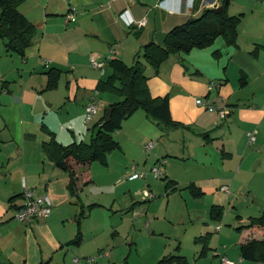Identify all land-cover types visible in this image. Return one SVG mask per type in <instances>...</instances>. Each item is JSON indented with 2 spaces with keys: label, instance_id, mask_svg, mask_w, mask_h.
<instances>
[{
  "label": "crops",
  "instance_id": "obj_1",
  "mask_svg": "<svg viewBox=\"0 0 264 264\" xmlns=\"http://www.w3.org/2000/svg\"><path fill=\"white\" fill-rule=\"evenodd\" d=\"M216 4L220 0H194L193 4L192 0H26L21 5L22 12L36 27L34 43L25 56L8 53L5 45L0 49V256L4 261L62 264L61 259L70 253L73 264L76 257L82 264H98L95 258L92 263L86 259L105 249H111L113 254L108 262L116 259L119 254L116 239L121 231L109 222L112 218L104 219L102 229L97 227L102 222L93 228L88 223L93 221V208L100 205L85 197V189L94 182L93 163L82 169L88 170L92 182L73 195L68 187V173L50 160L43 146L51 140L50 132L63 144L88 141L79 127L85 120L87 102L92 96L95 101L100 96L96 123L101 108L105 110L119 99L96 90L99 81L111 73L110 59L120 58L132 64L146 43L162 44L173 27ZM228 10L230 14L241 15L236 45H228L220 36L210 47L169 57L171 63L164 62L157 73L146 71L151 94L169 95L172 117L181 124L165 126L145 110L137 109L114 135L122 156L141 161L150 153L163 168L168 163L169 170L185 169L186 160H195L196 149L202 148L207 151L199 166L204 169L201 173L206 174L213 168L205 162L211 148L232 161L243 152L236 177L253 154L247 155L252 146L247 132L255 131V142L264 146V0H233ZM70 13H74L75 19L66 21ZM144 19L145 26L128 24ZM92 59L102 62L103 67L92 66ZM53 67L62 74L57 87L49 89L46 72ZM212 82L219 87L209 91ZM217 95L230 107L231 112L225 118L197 103L198 98L215 100ZM86 124L90 131L92 123ZM151 141L154 146L147 151L146 145ZM108 165L109 161L105 166ZM162 172L160 179L165 180V188L177 190L178 178L174 174V179L170 178L163 169ZM147 175L136 180L122 178L119 184L146 181ZM23 181L38 194L51 197L53 207L49 217L28 224L15 219L17 208L23 204ZM188 181L187 189L193 184L201 190L202 195L196 197L211 195L210 210L213 206L223 208L222 220L231 192L229 182L209 174ZM223 186H228L230 192L222 191ZM137 203L140 201L131 205L132 214L139 208ZM113 209L114 202L108 210ZM263 212L249 214L246 220L237 215L235 229ZM148 226L152 227L151 223ZM217 226L219 239L214 248L210 243L212 235H208L206 245L197 240L205 235L195 237L199 245L195 261L182 252L179 243L173 253H158L161 258L155 264L173 255L185 257L187 264H222L221 255L235 264H264L244 260L240 254V244L263 238L260 232L236 229L239 234L234 239L222 235L223 225L220 230ZM78 235L81 240L74 244ZM133 243L129 255L139 254ZM168 264L181 263L173 260Z\"/></svg>",
  "mask_w": 264,
  "mask_h": 264
},
{
  "label": "rangeland",
  "instance_id": "obj_2",
  "mask_svg": "<svg viewBox=\"0 0 264 264\" xmlns=\"http://www.w3.org/2000/svg\"><path fill=\"white\" fill-rule=\"evenodd\" d=\"M4 45V41L0 40V49ZM172 56H175V54L170 57ZM168 61L171 63L172 59H167L165 62ZM146 66L147 73L150 70L155 72L153 66L148 63H146ZM96 103L100 110V96L96 97ZM103 110L101 108V116ZM130 117L125 118L122 124L125 125ZM94 122H92L90 128L94 125ZM79 127L80 132L86 136V140H90L91 130L87 129L88 125L84 119ZM197 151L198 156L195 160H186L188 165L185 169L177 167L174 170H169L168 163L163 168V165L155 163L156 159L152 154H145V151L143 160L133 161L122 156L118 148L108 154V166L98 161L93 162L94 182L85 189V197L89 202H97L100 205L93 208V221H88V223H91L93 228L96 224L102 222L97 226L102 229L104 219L109 220V218H112L109 222H113V225L121 231L116 239L119 243L117 245L119 254L113 260L116 262L115 264H155L161 258L158 253H173L179 243L182 246V252L195 261L193 257L197 256L196 247L198 245L194 241L195 237L212 235L210 243L214 248L219 239L218 232L215 230L217 225H223L222 235L228 234L236 239L239 234L235 229L238 224L237 215H243L244 220H246L245 218L249 214L259 215L264 211V146L261 147L256 142L249 146L247 155L250 152H253V154L247 162L245 161L243 167H240L241 174L236 177L238 163L241 162L243 152L235 156V161H232L223 158L221 152L217 153V150L211 148L205 162L211 164L213 168L205 174L201 173L204 169L200 168L199 164H201V156L206 154L207 150L200 148L199 150L196 149ZM154 166L162 168L172 179H174L172 175L174 174L178 178L176 180L179 188L174 191L167 190L165 180L156 179L150 173ZM131 167H135L139 172L149 173L147 180L129 183V185L119 184L122 178L128 176L127 171L129 172ZM208 174L224 178L231 187L224 217L218 222L211 216L210 207L213 204L211 195L196 197L186 188V185L189 184V181L186 183L187 180ZM146 189L155 195V198L150 202L143 201L146 199L143 198L142 193ZM135 201H140V203H137L139 208L136 210L137 213L132 214L130 209ZM112 202H114V209L113 212H109L108 209ZM120 209L122 210L119 211ZM148 223H151L152 227H149ZM132 242H134L135 247L139 248V254L133 252L129 255V246ZM103 251L89 257L95 258L98 264H113V261L108 262V260H112L111 249ZM107 252L109 256L106 255ZM114 255L116 254L114 253ZM65 257L61 259L62 264H73V257L70 253Z\"/></svg>",
  "mask_w": 264,
  "mask_h": 264
},
{
  "label": "trees",
  "instance_id": "obj_3",
  "mask_svg": "<svg viewBox=\"0 0 264 264\" xmlns=\"http://www.w3.org/2000/svg\"><path fill=\"white\" fill-rule=\"evenodd\" d=\"M26 0H0V40L4 41L8 53H17L25 56L27 49L34 43L36 27L20 9ZM233 0H220V12L213 8H204L197 17L189 18L185 23L173 27L166 35L162 44L150 41L136 54L132 64L120 58L109 60L111 73L107 78L99 81L96 90L101 93H111L119 99L109 104L100 119L90 128L91 138L88 141H74L70 144L59 142L54 133L50 132L51 140L44 144V151L55 165L68 173V187L73 195H78L84 186L90 184L92 179L88 176V168L98 161L108 164V153L119 147L114 133L122 128V121L130 117L137 109H143L158 123L165 126L181 124L173 119L170 109V96H156L151 94L148 84L149 76L146 73V63L153 66L157 73L172 54L190 52L192 49L210 47L218 37H223L228 45H236L239 37V24L241 15L229 13V6ZM216 56L219 53H214ZM142 58V59H141ZM47 88L57 87L62 71L50 68L47 72ZM112 109L109 121L107 112ZM207 133H205L206 135ZM81 170V171H80ZM190 192L194 196L202 195L199 188L190 185ZM11 197L10 200L15 199ZM146 199L145 201H151ZM83 213V212H82ZM223 208L213 206L211 216L221 220ZM238 231L251 229L258 231L263 238H252L240 244V254L244 260L264 262V212L257 217H251L236 228ZM208 234L198 237L197 240L207 244ZM77 236L73 243L80 242ZM177 260L187 264L185 257L168 256L157 264H168ZM0 264H13L6 262L0 256Z\"/></svg>",
  "mask_w": 264,
  "mask_h": 264
},
{
  "label": "built area",
  "instance_id": "obj_4",
  "mask_svg": "<svg viewBox=\"0 0 264 264\" xmlns=\"http://www.w3.org/2000/svg\"><path fill=\"white\" fill-rule=\"evenodd\" d=\"M194 0H192L193 4ZM74 20L75 15L74 13H70L66 16V21ZM129 25L136 24L138 26H145L146 20H140V21H130L128 22ZM91 64L94 67H103V63L99 62L95 59L91 60ZM218 88L219 84L212 82L208 86V90L210 91L213 88ZM197 103L199 105L205 106L207 110L215 111L218 113V115L221 118H225L227 115L230 114L231 110L228 104H226L222 97L220 95H217L215 100H206L205 98H198ZM99 112L98 105L95 101V97L92 96L90 100L85 105V122L86 123H92L95 121L97 115ZM256 132L255 131H249L247 132L248 137V143L253 144L256 141ZM154 146V142L151 141L146 145V150L150 151ZM154 178L160 179L163 176V172L160 168L154 166L151 169L150 172ZM147 175V172H139L135 169V167H131L129 170V174L127 176L128 180H136L145 178ZM23 204L17 208L15 213V219L22 222V223H33L36 220L45 219L50 216L52 212L53 202L49 195L47 194H38L34 189L27 186L26 182L23 181ZM222 191L229 193L230 189L228 186H223ZM144 199H154L155 195L151 193L148 189L144 190L143 193ZM222 224H219L217 226V230L221 229ZM107 255V253H106ZM87 262L92 263L94 261L93 257H87ZM221 261L222 264H235V261L230 260L225 255H221ZM74 264H82L80 258L76 257L74 259Z\"/></svg>",
  "mask_w": 264,
  "mask_h": 264
},
{
  "label": "water",
  "instance_id": "obj_5",
  "mask_svg": "<svg viewBox=\"0 0 264 264\" xmlns=\"http://www.w3.org/2000/svg\"><path fill=\"white\" fill-rule=\"evenodd\" d=\"M213 10L215 12H220L222 10L221 7H219L218 4H216L214 7H213ZM191 70H194V69H191ZM190 73H192V71H190ZM111 115H112V109H109V111L107 112V116H106V120L109 121L110 118H111Z\"/></svg>",
  "mask_w": 264,
  "mask_h": 264
}]
</instances>
